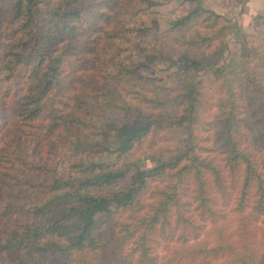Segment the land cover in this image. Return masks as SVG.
<instances>
[{
	"label": "trees",
	"instance_id": "16d2710c",
	"mask_svg": "<svg viewBox=\"0 0 264 264\" xmlns=\"http://www.w3.org/2000/svg\"><path fill=\"white\" fill-rule=\"evenodd\" d=\"M155 2L0 0V264H154L152 243L176 213L184 219L186 187L213 214L210 187L223 191L226 175L239 227L189 252L201 264H264V234L259 246L247 238L253 215L264 216V18L249 34L183 0L161 35L155 19L140 23ZM231 35L239 61L228 68ZM134 53L157 76L134 73ZM165 71L179 73L172 94L159 83ZM207 86L218 94L209 139L219 160L204 145ZM161 132L175 143L144 151L150 167L128 158ZM110 133L119 158L97 161ZM112 239L116 263L104 251Z\"/></svg>",
	"mask_w": 264,
	"mask_h": 264
},
{
	"label": "rangeland",
	"instance_id": "374dc122",
	"mask_svg": "<svg viewBox=\"0 0 264 264\" xmlns=\"http://www.w3.org/2000/svg\"><path fill=\"white\" fill-rule=\"evenodd\" d=\"M208 2L209 6L199 4L205 9L213 10L215 7L219 9L221 8L222 10L219 12L215 10L213 11L225 16L230 23H236L242 31L249 34L256 33V28L260 21L259 17L264 18V10L260 14L248 15L246 8L243 6L245 4L244 0H208ZM220 3L223 5H220ZM186 5H188V3H183V0H156L154 5L143 10L142 15L140 16V23L143 26H150L153 25L152 20L155 19L159 27V32L162 35V32L168 28V19L179 14ZM235 6H237L236 12H234ZM163 39L167 42L173 41L172 38H170V35L166 34L163 35ZM227 43L228 49L224 53L220 63L228 68L236 67L239 61V43L232 35L228 37ZM201 51L205 54H209L211 46L203 47ZM130 62L133 64V72L137 75L145 77L157 76L156 68L142 63V58L137 53L132 55ZM165 65V63H162V66ZM197 71L208 81L212 80L209 70L199 68ZM161 74H164L163 80L159 82L163 92L172 94L179 80V73L165 71ZM205 93L210 99V107L207 112V117L212 123L208 126L209 131L203 133V135L206 136L204 145L209 150L208 154L214 156L216 160H219L220 153L218 144L209 139L210 134L213 132L212 130H214L216 126L215 102L218 94L210 86L206 87ZM2 115L4 116L3 110L0 111V121L4 119ZM104 143H106L110 150L99 155L96 160L103 162L116 161L119 158L120 152L116 150L117 143L114 135L112 133L108 134ZM174 143L175 138L173 136L161 132L143 143L139 149L134 150L128 155V158L139 159L143 162L145 167H150L152 163L144 158L143 152H148L152 149L161 147H171ZM225 184L226 186L223 191L213 188L212 185L210 187L209 196L211 200L209 205L210 208L214 210L213 214L198 208L191 186L188 185L186 187L183 199L185 207L181 209L180 213L182 214V217L187 219L191 224L184 222V219L180 220L177 213L174 215L173 228L170 235L165 238L156 237V240L152 243L153 254L156 257L154 264H201V254L192 255V253L189 252L190 248L203 241L209 244H214L218 240L217 236L219 232L230 234L238 229L240 219L236 216L235 211L233 210L238 185L235 183V186H232L227 175L225 176ZM253 218L254 219L251 221L252 226H249L251 233L247 238L251 240L253 245L259 246L260 242L263 240L264 216H256V214H254ZM113 241V239L107 240L104 251L106 252L105 256L108 260L112 263H116L120 260V255L118 256L116 253L109 251V246H111ZM182 243L184 245H181ZM223 262L224 257L209 260V264H221Z\"/></svg>",
	"mask_w": 264,
	"mask_h": 264
},
{
	"label": "crops",
	"instance_id": "0c3cea01",
	"mask_svg": "<svg viewBox=\"0 0 264 264\" xmlns=\"http://www.w3.org/2000/svg\"><path fill=\"white\" fill-rule=\"evenodd\" d=\"M200 4H203V6H209L208 0H197ZM205 1V2H204ZM245 4L243 5L244 8L247 10L248 15H256L260 14L264 10V0H244ZM220 5H223L220 3ZM211 8V7H210ZM213 8V7H212ZM237 6L234 7V12H236ZM215 11H221L222 9L220 8H213ZM245 10V13H246ZM225 14V13H224Z\"/></svg>",
	"mask_w": 264,
	"mask_h": 264
}]
</instances>
